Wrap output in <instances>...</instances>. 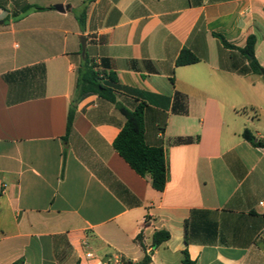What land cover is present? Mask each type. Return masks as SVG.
Returning a JSON list of instances; mask_svg holds the SVG:
<instances>
[{
	"label": "crops",
	"instance_id": "obj_1",
	"mask_svg": "<svg viewBox=\"0 0 264 264\" xmlns=\"http://www.w3.org/2000/svg\"><path fill=\"white\" fill-rule=\"evenodd\" d=\"M3 1L0 264H183L185 252L192 264H264V147L242 137L264 142V77L242 74L239 51L256 37L264 68V0H26L45 10L18 20ZM82 36L116 73L118 101L147 104L163 192L116 152L125 118L97 94L79 99L64 138ZM184 49L199 62L176 66ZM38 64L44 96L8 105L3 76ZM29 79L20 93L39 94ZM160 231L170 239L153 247Z\"/></svg>",
	"mask_w": 264,
	"mask_h": 264
},
{
	"label": "trees",
	"instance_id": "obj_2",
	"mask_svg": "<svg viewBox=\"0 0 264 264\" xmlns=\"http://www.w3.org/2000/svg\"><path fill=\"white\" fill-rule=\"evenodd\" d=\"M14 4L13 18L18 20L30 11H43L36 5L29 4L26 0H11ZM0 8L8 11L7 1L0 0ZM218 37L225 45H228L224 38ZM229 46V45H228ZM256 37L250 36L244 48L239 51L248 59V66L242 70V74H258L264 77V68L259 64L255 56ZM199 62V58L190 50L184 49L176 60V66H186ZM30 78L36 77V83L40 82L39 94H21L20 91L28 86H32ZM8 84V105H14L31 99L44 96L46 81V68L44 64L26 67L3 76ZM118 81L117 75L111 70L107 59H101L100 64L95 59L90 58L87 52L77 68V82L74 100L69 110L66 128V138L72 131L76 117V104L81 97L86 94H97L100 98L114 104L125 118V125L121 129L114 141V149L129 164V166L140 176L151 178L152 187L163 192L168 177V167L166 156L162 147H152L146 143L145 113L147 104L136 100V107L129 110L118 101V92L113 85ZM171 82L174 83L173 77ZM179 97V94H176ZM242 137L253 143L257 147H264V142L255 141V137L250 130L246 129ZM170 239V234L166 231L155 233L153 237V247H158ZM151 256L146 254L139 262L123 261L122 264H150ZM19 260L14 264H22ZM183 264H192L187 252Z\"/></svg>",
	"mask_w": 264,
	"mask_h": 264
},
{
	"label": "water",
	"instance_id": "obj_3",
	"mask_svg": "<svg viewBox=\"0 0 264 264\" xmlns=\"http://www.w3.org/2000/svg\"><path fill=\"white\" fill-rule=\"evenodd\" d=\"M55 9L61 13H64L67 9H69V7L63 6L62 4H58L55 6ZM81 48H82V56L85 57L87 53V39L85 36L81 37Z\"/></svg>",
	"mask_w": 264,
	"mask_h": 264
},
{
	"label": "built area",
	"instance_id": "obj_4",
	"mask_svg": "<svg viewBox=\"0 0 264 264\" xmlns=\"http://www.w3.org/2000/svg\"><path fill=\"white\" fill-rule=\"evenodd\" d=\"M87 257H89V258L92 257V254H87Z\"/></svg>",
	"mask_w": 264,
	"mask_h": 264
},
{
	"label": "rangeland",
	"instance_id": "obj_5",
	"mask_svg": "<svg viewBox=\"0 0 264 264\" xmlns=\"http://www.w3.org/2000/svg\"><path fill=\"white\" fill-rule=\"evenodd\" d=\"M20 44V42H18Z\"/></svg>",
	"mask_w": 264,
	"mask_h": 264
}]
</instances>
